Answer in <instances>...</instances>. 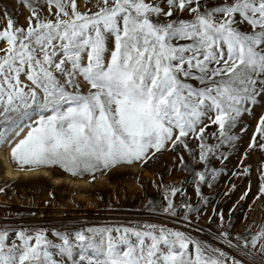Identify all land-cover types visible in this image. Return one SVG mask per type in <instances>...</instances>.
Listing matches in <instances>:
<instances>
[{
    "label": "snow or ice",
    "instance_id": "6c2138e0",
    "mask_svg": "<svg viewBox=\"0 0 264 264\" xmlns=\"http://www.w3.org/2000/svg\"><path fill=\"white\" fill-rule=\"evenodd\" d=\"M26 2L27 26L10 15L0 25V140L32 121L11 149L18 166L95 172L171 145L205 164L194 173L199 193L209 157L227 158L220 148L238 139L232 128L264 95V0H97L88 11L76 0ZM249 147L264 152V115ZM246 159L240 175L251 172ZM261 181L264 192V167ZM178 193L168 189L161 210L193 226L196 210L176 205ZM53 234L59 243L47 229L0 226V264H72L76 254L81 264H264V228L219 232L244 259L153 223Z\"/></svg>",
    "mask_w": 264,
    "mask_h": 264
},
{
    "label": "rangeland",
    "instance_id": "374dc122",
    "mask_svg": "<svg viewBox=\"0 0 264 264\" xmlns=\"http://www.w3.org/2000/svg\"><path fill=\"white\" fill-rule=\"evenodd\" d=\"M76 4L81 11L94 10L97 0H76ZM30 11L26 0H0V25H4L10 15L18 25L27 26ZM84 90L87 91V88ZM246 107L249 110L240 115L231 130V135L238 139H234L231 146L225 144L220 148L227 158L223 159L219 154L209 157L208 178L200 182L199 193L194 173L205 170V164L197 163L188 150H173L171 145L160 153H149L148 157L139 161H122L95 172L73 174L59 166H18L11 156V149L29 130L25 125L32 123L30 120L23 121L18 126L19 135L16 133L9 138L12 129L7 133V141L0 140V148L7 145L6 154L16 168L29 174L33 170H46L48 174L16 179L7 177L0 157V189H3L0 191V226L47 229L49 238L59 243L54 231L74 238L77 231L87 228L153 223L189 232L196 240L244 259L222 241L218 242L217 237L221 230L236 236L264 228V192H260L264 152L249 147L259 118L264 115V95L258 96L254 104L249 103ZM217 131V126L209 122L206 129L209 144L217 143L211 135ZM189 143L191 148L196 149L198 158L197 139L193 137ZM245 153L247 159L244 164L251 166V172L240 175L245 170L241 163ZM211 169L217 170L214 175ZM172 187H179L184 192V195L178 193L172 198L176 205L190 203L196 210L190 217L193 226L161 210L166 203L165 193ZM218 211L224 214L223 222L214 215ZM179 213L183 215V209H179ZM197 226L201 230L198 231ZM72 264H81L78 254ZM256 264H260L259 257Z\"/></svg>",
    "mask_w": 264,
    "mask_h": 264
},
{
    "label": "bare ground",
    "instance_id": "6f19581e",
    "mask_svg": "<svg viewBox=\"0 0 264 264\" xmlns=\"http://www.w3.org/2000/svg\"><path fill=\"white\" fill-rule=\"evenodd\" d=\"M19 130V127L14 128L12 133L10 134L9 138H12L13 136L16 135L17 131ZM7 145L4 144L0 148V157L2 159L3 166L5 168V175L10 178H18V177H27L29 175H37V174H48V171L46 170H33L32 174H29L28 171H22V169L16 168L15 166L12 165L9 156H7ZM58 182V181H57Z\"/></svg>",
    "mask_w": 264,
    "mask_h": 264
}]
</instances>
